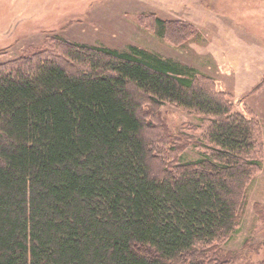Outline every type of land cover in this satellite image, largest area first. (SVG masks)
<instances>
[{"label":"trees","instance_id":"obj_1","mask_svg":"<svg viewBox=\"0 0 264 264\" xmlns=\"http://www.w3.org/2000/svg\"><path fill=\"white\" fill-rule=\"evenodd\" d=\"M62 48L80 68L44 53L0 65V264H201L245 210L258 124L173 61ZM144 103L211 119L210 152L155 158Z\"/></svg>","mask_w":264,"mask_h":264},{"label":"rangeland","instance_id":"obj_2","mask_svg":"<svg viewBox=\"0 0 264 264\" xmlns=\"http://www.w3.org/2000/svg\"><path fill=\"white\" fill-rule=\"evenodd\" d=\"M156 19L166 24L164 37L156 32ZM63 44L121 52L137 48L178 63L208 79L236 112L258 124L252 157L262 166L247 186L236 232L207 246L200 263L262 264L264 0H0V65L44 53L77 67ZM140 114L155 158L175 165L180 157L195 161L210 152L206 131L211 119L170 103H144Z\"/></svg>","mask_w":264,"mask_h":264}]
</instances>
